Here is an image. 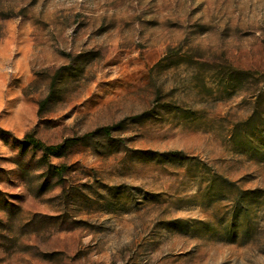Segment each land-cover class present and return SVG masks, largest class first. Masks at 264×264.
Here are the masks:
<instances>
[{"label":"rangeland","instance_id":"rangeland-1","mask_svg":"<svg viewBox=\"0 0 264 264\" xmlns=\"http://www.w3.org/2000/svg\"><path fill=\"white\" fill-rule=\"evenodd\" d=\"M0 127V264H264V0H0Z\"/></svg>","mask_w":264,"mask_h":264},{"label":"trees","instance_id":"trees-1","mask_svg":"<svg viewBox=\"0 0 264 264\" xmlns=\"http://www.w3.org/2000/svg\"><path fill=\"white\" fill-rule=\"evenodd\" d=\"M244 73L238 72L235 74L236 76H244ZM57 78V75L54 76V80L51 84L50 88V95L53 93L54 87H55V79ZM247 78V76H245ZM240 79V78H239ZM49 101V96L45 98L41 105L44 106ZM251 119H248L246 124H250ZM120 125H114V126H104L101 127L95 131H91L86 133L83 136H75V137H69L64 139L61 143L57 144H48L44 142L43 140L39 139L34 132H28L25 134L23 140L20 141V146L22 148V151H25L27 148L32 147L34 150L40 151L41 161L48 165L51 170L54 171L57 175L62 176L64 172L68 169L66 165H51L50 160L52 157H62L64 156L72 147L78 145V144H85L88 142V140L95 139L98 135L102 134L103 136L110 138L112 131L118 128ZM7 136H12L9 131H6L0 127V137L2 139H7Z\"/></svg>","mask_w":264,"mask_h":264}]
</instances>
